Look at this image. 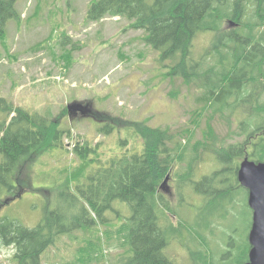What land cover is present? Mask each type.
Masks as SVG:
<instances>
[{"label":"trees","instance_id":"obj_1","mask_svg":"<svg viewBox=\"0 0 264 264\" xmlns=\"http://www.w3.org/2000/svg\"><path fill=\"white\" fill-rule=\"evenodd\" d=\"M16 1L0 0V38L7 23L20 18ZM236 1L94 0L90 3L87 20L99 21L106 16L126 18L131 29L145 33V43L159 53L158 62L168 70L167 75L199 89L198 103L211 112V118L217 116L229 127L235 124L237 129L219 139L209 125L203 140L193 144L192 139L185 141L167 130L131 129L129 137L133 146L127 153L110 158L95 170L93 163L99 166L100 159L88 158L95 151L77 144L73 153L85 165L72 173L71 186L58 197L68 204V211L63 207L47 210L33 228L7 218L0 220V247L13 248L14 264H42V256L50 247L81 227H112L107 213L115 214L121 221L114 232L104 234L125 249L124 264H176L167 254L173 240H178L187 250L188 264L247 262L248 236L242 240L231 237L225 244L226 251H221L217 260L202 232L179 214V208L186 206L183 201L171 210L158 191L161 179L170 172L178 182L179 195L187 186L202 197L203 206L206 203L204 209L220 208L227 217L229 210L238 213L243 206L240 200L236 202V194L242 191L240 196L247 197V191L237 181L240 161L248 157L255 163L264 162V0H254L255 4L252 0ZM228 20L235 24L233 28H222V23ZM202 33L215 37L210 49L196 58L194 41ZM0 102L5 104L0 111L6 117L0 124L1 208L5 200L21 192L18 184L23 164H30L38 153L48 149H62V139L69 131L61 129L54 120L15 108L5 100ZM7 116L11 117L9 122ZM102 130L109 134L113 127ZM228 138L235 140L226 144ZM211 157L217 169L195 180L199 164L209 163ZM115 203L126 205L130 214L120 216ZM86 246L81 251L80 264L90 263L96 257L97 244L89 241Z\"/></svg>","mask_w":264,"mask_h":264},{"label":"rangeland","instance_id":"obj_2","mask_svg":"<svg viewBox=\"0 0 264 264\" xmlns=\"http://www.w3.org/2000/svg\"><path fill=\"white\" fill-rule=\"evenodd\" d=\"M92 1L17 0L15 9L20 18L10 20L0 38V100L54 120L61 129L69 131L62 139V149H48L38 153L30 164H23L18 184L22 187L21 195L0 208V220L7 218L33 228L47 210L63 207L68 211V204L58 197L71 186L72 173L85 165L73 153L77 144L95 151L88 154V158L100 159L99 166L93 163L95 170L110 158L127 153L133 146L131 129L167 130L185 141L192 139V144L203 140L209 125L219 139L237 129L235 124L229 127L217 116L211 118V112L198 103L199 89L168 76V70L158 62L159 53L145 43V33L131 29L126 18L106 16L99 21L87 20ZM229 21L232 20L224 21L222 28H233ZM214 37L215 34L208 33L196 37L193 49L196 58L210 49ZM74 101L90 103L94 114L82 117L78 112L74 114L80 117H71L67 105ZM2 106L5 104L0 102ZM4 117L0 111V124ZM10 119L7 116L8 122ZM106 126L113 127L109 134L102 130ZM234 140L228 138L226 144ZM207 162L199 164L195 180L217 169L212 157ZM177 183L169 172L161 179L158 191L171 210L177 209L180 201L188 205L180 207L179 214L202 232L217 260L221 251H226L225 244L231 237L247 239L252 213L245 206L247 197L240 196L242 191L236 194V202L240 200L243 206L238 213L229 210L225 217L220 208L204 209L202 197L187 186L179 195ZM114 207L120 216L130 214L126 205L115 203ZM107 214L112 227H81L62 236L42 256V264H80L81 251L89 241L97 244V254L85 264H124L125 249L104 234L114 232L121 221L115 214ZM13 252L12 247H0V264H14ZM167 254L176 264L189 262L188 252L178 240L172 241Z\"/></svg>","mask_w":264,"mask_h":264},{"label":"water","instance_id":"obj_3","mask_svg":"<svg viewBox=\"0 0 264 264\" xmlns=\"http://www.w3.org/2000/svg\"><path fill=\"white\" fill-rule=\"evenodd\" d=\"M229 24L231 27L235 25L232 21H229ZM67 111L69 115L79 112L85 116L90 112V108L89 104L83 105L79 101H74L67 105ZM166 181L167 179L165 183ZM237 181L247 191V205L252 212L248 233L250 249L248 260L244 264H264V162L255 163L248 157L242 159L237 171ZM16 198L5 200V204Z\"/></svg>","mask_w":264,"mask_h":264},{"label":"flooded vegetation","instance_id":"obj_4","mask_svg":"<svg viewBox=\"0 0 264 264\" xmlns=\"http://www.w3.org/2000/svg\"><path fill=\"white\" fill-rule=\"evenodd\" d=\"M236 2H240V3H242V2H244V0H237ZM252 3L253 4H255L256 2H254V0H252ZM84 104H89V108H90V112H88L89 114L88 115H92V114H94V112H92V110H91V104L90 103H84ZM88 115H86V117L88 116ZM78 116V114H72V116L71 117H77ZM80 116H82L81 114H80ZM80 116H78V117H80ZM82 117H84V116H82ZM19 194V193H18ZM17 194V195H18Z\"/></svg>","mask_w":264,"mask_h":264}]
</instances>
